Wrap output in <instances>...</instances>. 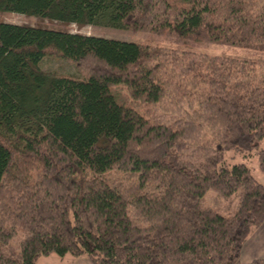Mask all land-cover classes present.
<instances>
[{"label":"trees","instance_id":"obj_1","mask_svg":"<svg viewBox=\"0 0 264 264\" xmlns=\"http://www.w3.org/2000/svg\"><path fill=\"white\" fill-rule=\"evenodd\" d=\"M0 11L264 49V0ZM47 57L87 74L44 69ZM263 139L264 61L0 21V264H240L264 223L248 165L264 168Z\"/></svg>","mask_w":264,"mask_h":264},{"label":"rangeland","instance_id":"obj_2","mask_svg":"<svg viewBox=\"0 0 264 264\" xmlns=\"http://www.w3.org/2000/svg\"><path fill=\"white\" fill-rule=\"evenodd\" d=\"M0 21L17 23V24H28L35 26H42L48 28L70 30L72 32H81L84 34H94L103 37L138 42L142 44L157 45L161 47H167L170 49L187 50L194 52H202L210 55H221L236 57L242 59H250L256 61H264V49H257L247 46H241L231 43H221L212 41H200L185 39L176 36L163 35L156 32L144 31V30H129L117 27H108L100 25H83L79 26L76 23H64L57 20H52L36 15H28L25 13L11 12V11H0ZM41 65L44 69L57 70L64 73L85 75L87 74L82 68L78 67L74 62L64 59H58L54 57H47L43 59ZM97 65V64H96ZM105 69L100 68L97 65L96 73H105ZM125 92V90L123 89ZM122 91V92H123ZM264 146V139L261 142ZM228 162L232 163L230 157H226ZM248 165L253 170L255 176L264 184V168L261 166L257 155H253ZM56 255V253H54ZM58 256V255H57ZM47 258L46 260H49ZM43 262V261H42ZM39 264H62L61 262H44ZM65 264V263H64ZM246 264V263H245Z\"/></svg>","mask_w":264,"mask_h":264},{"label":"crops","instance_id":"obj_3","mask_svg":"<svg viewBox=\"0 0 264 264\" xmlns=\"http://www.w3.org/2000/svg\"><path fill=\"white\" fill-rule=\"evenodd\" d=\"M264 257V223L263 225L249 238L243 248L242 260L240 264H248L253 258ZM47 258H50L46 260ZM44 262H61L62 264H92L90 260L83 256L78 258H71L70 256L60 257L57 254H50L41 256L37 264ZM43 261V262H42Z\"/></svg>","mask_w":264,"mask_h":264}]
</instances>
